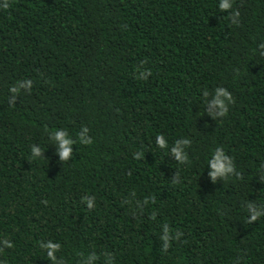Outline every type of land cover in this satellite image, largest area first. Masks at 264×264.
<instances>
[{
	"label": "trees",
	"instance_id": "obj_1",
	"mask_svg": "<svg viewBox=\"0 0 264 264\" xmlns=\"http://www.w3.org/2000/svg\"><path fill=\"white\" fill-rule=\"evenodd\" d=\"M221 2L0 0V264H264V0Z\"/></svg>",
	"mask_w": 264,
	"mask_h": 264
},
{
	"label": "clouds",
	"instance_id": "obj_2",
	"mask_svg": "<svg viewBox=\"0 0 264 264\" xmlns=\"http://www.w3.org/2000/svg\"><path fill=\"white\" fill-rule=\"evenodd\" d=\"M229 7H230L229 0H222V2L220 4V8L221 9H227ZM219 95H221V93H217V97ZM223 95H224L226 100H230L229 97L227 96V94H223ZM217 97H213L211 103L213 105H221V110L224 111L222 102ZM62 135L63 134H61V133H57V138L61 139V148L63 149L60 152L61 159H66L67 155H68V149H67V147H64V145L70 144V143H72V141L71 140H63L62 139ZM184 143L188 144L189 142L187 140H185ZM157 144L160 147H165L166 143H165V140H164L163 136H158L157 137ZM33 152L35 153V155H39L40 149H33ZM173 152L175 153V148H173ZM180 159L181 160H185L186 157L185 156H181ZM211 167L214 169V171L212 173H210V175H212L213 178H214L218 173L221 172V169H222V164H221V161H220V159L218 157L214 160V162L211 163ZM56 247H58V246H56Z\"/></svg>",
	"mask_w": 264,
	"mask_h": 264
}]
</instances>
